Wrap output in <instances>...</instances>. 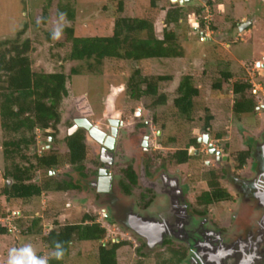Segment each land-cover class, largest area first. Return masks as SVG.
Listing matches in <instances>:
<instances>
[{"label": "flooded vegetation", "instance_id": "af4514ba", "mask_svg": "<svg viewBox=\"0 0 264 264\" xmlns=\"http://www.w3.org/2000/svg\"><path fill=\"white\" fill-rule=\"evenodd\" d=\"M213 2L191 0L185 4L193 7L191 15L197 24L193 29L200 39L206 31L198 26V12L214 6ZM169 3L181 6L180 1ZM244 18L233 27L241 34L255 25V19ZM120 77L121 84L112 85L102 97L101 117L97 118L94 101L79 97L85 98V104L69 119L71 129L77 126V130L71 133L69 129L66 134L83 132L87 146L85 176L76 177L82 187L78 191L92 194L104 207L102 220L130 236L110 240L126 243L117 252L118 264L121 250L131 247L141 259L149 261L153 256L154 264H264V130L260 137L251 136V142L239 144L228 137L227 128L207 125L203 117L192 116L187 122L180 117L178 126L188 130L185 143L179 145L175 137H166L167 123L154 122L155 116L163 118L162 112L157 113L162 107L153 110L144 100L143 107L133 105L126 94V76ZM85 106H89L90 115L80 112ZM262 112L264 104H259L256 114L250 116L257 118ZM85 125L95 129L103 142L81 128ZM218 133L223 135L218 138ZM54 143L48 138L40 152L62 145L66 150L65 142ZM243 152L249 157L241 166ZM96 222L101 224L98 218ZM110 241L106 237L101 243L107 247Z\"/></svg>", "mask_w": 264, "mask_h": 264}, {"label": "rangeland", "instance_id": "374dc122", "mask_svg": "<svg viewBox=\"0 0 264 264\" xmlns=\"http://www.w3.org/2000/svg\"><path fill=\"white\" fill-rule=\"evenodd\" d=\"M153 1L156 7L152 6V0H0V44L7 39H16L19 32L26 29L19 41L32 40L29 57L33 69L37 72L53 73L60 71L63 66L64 71L70 74L73 67L80 65L87 67V65L82 62L65 60L71 48V45L66 44L63 32L66 27H73L77 36L88 37L110 35L118 17H152L158 22H163L166 14L161 10L170 4L169 0ZM120 2H123L122 12L118 11ZM213 3L214 6H206L204 13L200 16V21H203L204 16L207 15L210 16L208 20H211L206 24L204 39H200L199 35L194 32V17L191 15L193 7L190 4L182 6L183 23L176 27V32L179 35L180 43L186 47V57L154 59L141 65L145 70L144 74L172 78L171 82L160 85V91L168 95V106L160 108L157 113L164 114L165 112V115L161 117H163L162 121L169 125V133L166 137H175L179 145L185 143L188 128L187 126H178L179 110L174 106L173 101L177 96L176 90L185 76H192L194 82L201 89V95L196 99L197 111L193 112V116L203 117V119H207L210 115L214 116L210 123H215V128L220 130L227 128L228 137L238 140L239 144L251 142V136L260 137L264 130L263 112L258 114L257 118L247 115L236 117L231 113L234 98H236L232 96L231 86L239 79L253 82L260 105L264 104V71H262V67L257 66L258 63H261L260 66L264 63V0H215ZM47 6L48 16L44 23L43 13ZM67 10L74 13L73 20L68 17ZM61 13L65 14L63 18H61ZM248 16L255 19V27L253 26L252 29L241 34L233 27H236L237 22L242 18ZM186 19L188 20L187 24H185ZM211 23L215 24L217 30L213 31L210 28ZM56 33L60 34L59 37L56 36ZM2 49L4 47H0V51ZM133 65L136 64L133 63ZM112 70L113 66L106 65L98 75H90L84 71L82 75L74 76L68 80L69 96L63 101L61 107L62 123L59 126L61 142L73 124L69 121L70 117L77 114V108L81 105L77 101L80 96L85 95L89 100L94 101V111L98 113L97 118L101 117L104 110L102 97L106 96L112 85L118 86L122 82L121 77ZM227 72L233 75V79L224 83L222 92H214L213 83ZM261 88L263 91H260ZM133 103V105L136 104V102ZM142 103L138 102L136 106L143 107ZM147 113L151 115V113ZM85 114H91L89 106ZM129 120L134 125L135 120L131 118ZM185 121H188L186 117ZM38 134V145L41 150L42 147H45L48 138L41 131ZM4 140L0 109V191L7 183L9 185L13 183L12 180H7L4 177L6 166L3 154ZM56 150L61 155L67 152L63 145L57 147ZM56 171L55 176L58 181L69 179L66 172L73 173V169L67 165ZM45 179V173H39L35 181L39 182ZM1 202L12 213L7 219L2 220L11 232L9 235L0 236V264H7L9 252L12 249H17L18 257L23 259L22 249L27 245H31L37 257H46L48 254L41 237L21 236L20 229L15 225L16 215L20 218L23 217L28 223L36 217L42 218V231L46 236L52 228H55L56 221L61 224L74 223L79 221L84 213L96 214L98 221L107 229L109 241L116 240L118 237L125 239L130 237L122 235L125 232L115 230L102 220L104 207L94 201L92 194L84 195L80 191L74 190L44 194L39 198L14 201L12 204H9L5 198ZM14 213L18 214L14 215ZM133 244L135 245V243ZM153 258L152 256L149 261L141 259L139 255L134 254L133 247L124 248L119 255V264H138V262L154 264ZM97 259L95 244L75 242L70 257L64 264H98Z\"/></svg>", "mask_w": 264, "mask_h": 264}, {"label": "trees", "instance_id": "16d2710c", "mask_svg": "<svg viewBox=\"0 0 264 264\" xmlns=\"http://www.w3.org/2000/svg\"><path fill=\"white\" fill-rule=\"evenodd\" d=\"M152 6L156 7L153 0ZM118 9L119 12L123 11V2H120ZM204 10L205 7L198 12L199 15H202ZM161 11L166 14L163 22H158L152 17H118L112 33L106 36L81 37L76 35L73 27H66L63 32L66 44L71 45V48L65 60L87 65L73 67L70 74L64 71L63 66L60 71L53 73L37 72L33 69L29 57L32 40L19 41L26 29L21 30L16 39L1 42L0 47H4L0 51L1 129L5 137L3 154L6 163L4 177L13 183L11 185L7 183L0 191V236L9 235L11 232L2 222L12 213L1 202L3 198L12 204L14 201L39 198L44 194L82 189L76 177L85 176L83 170L87 160V146L83 132L65 137L62 142L66 143V154L61 155L56 150L58 146H53L61 142L58 140L59 126L62 122L61 107L69 96L67 88L69 79L82 75L84 71L90 75H98L102 68L111 65L115 74L126 76L124 83L130 101L138 103L144 100L145 105L153 110L168 106V95L160 91V85L171 82L172 78L149 76L144 74L145 70L141 66L154 59L186 57V47L180 43L176 32V27L183 19V9L170 3ZM67 13L70 19L75 18L71 10H67ZM47 14L48 6L43 13L44 23ZM198 26L204 30L202 21ZM210 28L213 31L217 30L214 23L210 24ZM232 79L231 73H223L221 78L213 83V91L222 92L224 83ZM231 87L232 93L236 96L231 108L234 114L238 117L255 115L260 101L254 93V83L239 79L233 82ZM176 93L173 104L179 110L178 115L190 119L193 112L197 111L196 99L201 95L200 87L192 76H185ZM77 101L85 104L84 97L78 98ZM87 109L88 106H85L81 110L86 113ZM162 119L155 116L154 122L160 124L164 122ZM212 119L211 115L207 117V125H210ZM39 131L46 138L54 139L55 143L51 150L40 152ZM221 135L223 134L218 133L216 137L219 138ZM248 157L247 152L242 153L241 166L246 164ZM65 165H70L75 171L67 175L69 179L58 181L55 175L49 174ZM39 173H45L46 179L36 182L35 178ZM96 220L97 216L84 213L80 220L74 223L61 224L56 221L55 228L46 236L42 231V218L36 217L28 223L23 217H17L15 225L20 229L21 236L41 237L48 251L47 256L52 250V241L60 240L65 243L64 258L60 261L51 259L50 264H64L70 257L75 242L95 244L98 264H118L117 252L126 243L110 241L109 246L104 247L101 241L107 237V230Z\"/></svg>", "mask_w": 264, "mask_h": 264}, {"label": "clouds", "instance_id": "9594fccd", "mask_svg": "<svg viewBox=\"0 0 264 264\" xmlns=\"http://www.w3.org/2000/svg\"><path fill=\"white\" fill-rule=\"evenodd\" d=\"M64 15L65 14L61 13V18H63ZM203 21H204V18H203ZM203 23L205 26L204 30L206 31L205 22H203ZM59 35H60L59 33H56L57 37H59ZM17 251H18L17 249L10 250L7 264H50L51 259H55L57 261H60L64 258L65 254H66L65 243L63 241H60V240L52 241V250H51L49 256H46V257H37L35 255L34 250L31 247V245H27V246H25L24 249H22V253H23V257H24L23 259L18 257Z\"/></svg>", "mask_w": 264, "mask_h": 264}, {"label": "water", "instance_id": "95a60500", "mask_svg": "<svg viewBox=\"0 0 264 264\" xmlns=\"http://www.w3.org/2000/svg\"><path fill=\"white\" fill-rule=\"evenodd\" d=\"M177 1H180V5L181 6H185V4L186 3H188V2H190L191 0H172V2H177ZM207 1L208 0H202V2L203 3H207ZM245 28L247 27V26H244ZM201 37H205V35H204V33H202L201 34ZM206 40H208V39H206ZM259 67H262V69H264V65H262V66H260V64H259ZM115 96V92L113 93V95L111 96V97H114ZM111 102H113V100H111L110 99V103ZM76 124L78 125H80V122L79 121H76ZM81 128H84L86 131H88L92 136H94L99 142H103V140L102 139H100V134H98L97 133V131L95 130V129H91V127L90 126H88V125H85V126H81ZM77 130V126H74L72 129H71V133H73V132H75ZM207 139H208V135L206 136V142H207ZM106 147H108L109 146V144L107 145V143H106V145H105Z\"/></svg>", "mask_w": 264, "mask_h": 264}, {"label": "built area", "instance_id": "2783aa9c", "mask_svg": "<svg viewBox=\"0 0 264 264\" xmlns=\"http://www.w3.org/2000/svg\"><path fill=\"white\" fill-rule=\"evenodd\" d=\"M209 17H210L209 15H207L206 17H204L205 25H206L208 22L211 21V20H208V19H210ZM254 87H255V85H254Z\"/></svg>", "mask_w": 264, "mask_h": 264}]
</instances>
